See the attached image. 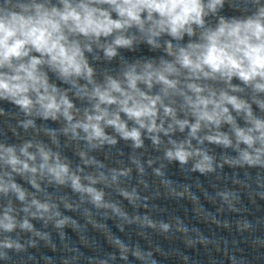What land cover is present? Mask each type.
<instances>
[{"label":"clouds","instance_id":"obj_1","mask_svg":"<svg viewBox=\"0 0 264 264\" xmlns=\"http://www.w3.org/2000/svg\"><path fill=\"white\" fill-rule=\"evenodd\" d=\"M250 3L246 14L226 16L225 0H0V102L23 113L25 131L36 120L58 122L60 135L85 146L73 166L51 129L50 143L0 140V258L25 250L12 235L18 231L30 234L32 247L33 238L48 240L32 221L69 225L60 203L65 210L73 204L38 196L46 187L68 188L96 210L155 228L147 215L130 217L106 200L105 188L131 169L105 171L90 153L119 140L134 150L145 140L156 150L166 145L168 162L192 161L201 174L223 164L264 169V0ZM141 45L154 55L124 58L97 77L93 60L111 62ZM205 144L225 150L222 164ZM118 194L133 206L141 199L135 187ZM109 243L116 251L95 264L145 259L138 246L111 236Z\"/></svg>","mask_w":264,"mask_h":264}]
</instances>
